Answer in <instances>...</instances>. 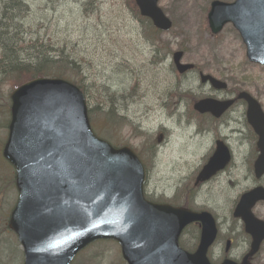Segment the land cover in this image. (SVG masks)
<instances>
[{
  "label": "rangeland",
  "instance_id": "obj_1",
  "mask_svg": "<svg viewBox=\"0 0 264 264\" xmlns=\"http://www.w3.org/2000/svg\"><path fill=\"white\" fill-rule=\"evenodd\" d=\"M212 1L214 0H161V7L169 11L168 16L178 25L168 34L158 35L153 32L148 22L138 17L133 9L132 0H26L30 6V12L24 20V33L30 39L29 42L37 46L36 50L39 52L65 51L69 59L76 62L77 66H67V70L72 69L71 75L68 76L71 79L68 80L79 86L84 85L90 100H103V124L102 119L98 118L96 125L99 137L103 139V125L107 121L105 111H109L114 118L121 115L125 119L114 121L113 130L110 129L112 134H107L106 138L114 144H120L123 141L129 145H137L135 144L137 142L150 141L159 125L166 123L167 113L162 114L157 111V104L160 102L159 92L162 89L161 83L167 85L168 81L172 80L171 85L174 87L178 80L175 79L176 74L171 68L170 61L166 60L162 64L152 65L155 46L160 47L163 42H169L173 52L187 49L185 61L193 64L197 61L199 48L220 46L227 52L236 54L235 65L237 67L242 65L240 59L242 57L245 59L244 48L231 29L228 28L216 41L207 36L208 24L205 23L206 29L202 30L205 15H208ZM221 1L232 2L234 0ZM32 37L39 41H31ZM56 68L59 69V67ZM248 73L252 78V84L264 87V82L253 81L256 76L264 77V73L260 74L259 70L253 67H249ZM9 80L0 81V183L4 180L6 186L11 184L14 178L11 166L2 156L10 117V94L15 85ZM182 85L185 90L196 88L194 80H187ZM109 102L115 104L113 109L108 108ZM174 123L172 126L174 138L171 147H146L144 152L143 147H132L141 155L151 172L148 187L150 193L161 191L160 184L167 182L173 176L177 178L163 185L165 188L170 186L166 192L171 193L177 185L181 184L176 183L173 186L171 182L178 181L180 176H187L191 173L185 172L187 166H179V161L186 159L184 157H188L196 166L200 163L199 154L194 153L198 147H191L194 138L193 131L178 125V121ZM182 123L185 125L186 121L183 120ZM120 126V131L116 132ZM134 126H138L137 129ZM136 136L141 137L134 140ZM180 142H184L185 145L175 147ZM239 148L235 147V150L238 152ZM249 148L251 153L252 147ZM154 151L156 158L153 160ZM246 154L245 152L238 153L236 162L246 164L248 162ZM210 157L211 154L201 159L199 169L208 162ZM234 171L233 167L213 181L216 183L202 186L198 190L204 194L194 197L190 202L198 204L199 207L217 210L216 215L222 222L223 234L226 235L229 230L234 232L232 257L240 260L247 252L249 242L242 231L240 222L232 217L230 204L234 205L232 201L238 199L239 192L258 183L246 166L241 174L243 182L238 184V179H236L235 185L231 186L232 194L229 199L223 194L216 193L217 189L228 186ZM194 181L195 176H190L184 182H186V190L193 189L192 192L196 195ZM208 186L212 194L204 198ZM3 189V187L0 188L2 198L0 214L4 207L5 210H10L16 198L13 190H7L6 194H3ZM186 190L183 189L181 192L186 195ZM4 198L7 201L6 206ZM255 214L264 219V206L258 208ZM0 217L2 218L1 215ZM194 236L193 233L187 232L183 239L188 250H194L193 247L196 244ZM112 246L103 249L101 243H96L89 247L85 254L102 251L95 256L96 259L101 260V264H119L118 248L115 245ZM82 253L78 255L80 257L77 264L82 263ZM221 255L222 250H214L213 257L216 262L220 261ZM0 264H24L22 247L17 237L8 232V229L0 238ZM256 264H264V246L256 259Z\"/></svg>",
  "mask_w": 264,
  "mask_h": 264
},
{
  "label": "water",
  "instance_id": "obj_2",
  "mask_svg": "<svg viewBox=\"0 0 264 264\" xmlns=\"http://www.w3.org/2000/svg\"><path fill=\"white\" fill-rule=\"evenodd\" d=\"M157 1L137 0V3L143 15L151 17L158 28L168 30L171 24L156 8ZM256 9L262 10V12H255ZM263 10L264 5H255L253 0H237L233 5L215 3L212 13L209 15L210 25L213 31L218 32L224 24L232 22L240 31L248 47L249 58L252 61L262 62L260 59H264ZM180 57L181 54H177L175 56L176 61ZM179 70L183 72L187 69L180 67ZM12 98L14 106L11 136L5 150V156L19 171L18 186L22 198L11 227L18 232L20 240L26 248V264H40L38 262L40 255L33 250L35 243L43 241L52 245L55 242L66 241V234L70 233L73 221L81 218L88 220L92 212L98 218L106 210L114 209L119 204L131 209L138 206L137 210H141V216L143 217L142 222L141 218L138 221V215L135 212L125 214L124 226H129V232L120 235L118 238L100 235L97 232L92 234L91 237H88V235L85 237L90 227L76 231L78 246L75 247L74 245L73 248L68 249L69 252L66 253L63 264H69L78 250L101 237H112L120 241L126 258L132 264H135L133 259L135 256L140 255L144 248L153 242L155 243L158 240L161 242L165 239L169 240V247L163 253L159 264H209L205 254L216 234L213 221L210 218L203 219L205 222L204 238L196 255L190 256L181 251L177 246L178 236L187 223L196 219L195 216L183 210L152 206L143 200L142 184L144 176L137 159L127 149L117 152L112 151L91 134L86 117L84 97L77 88L63 81L38 80L19 89ZM71 125H78V133L82 137L81 143L75 144L69 141L77 133H69L68 127ZM86 127L90 137L85 133ZM19 135L24 137V147H70L67 151L70 154L76 152V147H83L85 152L84 161L87 165L95 161L103 162V159L112 155V152L122 153V156L128 159L118 165L109 166L106 180L108 187L106 186L104 190L103 205L92 208L84 202L73 201L70 208L58 211L55 218H50L51 214L49 215V213H38L28 205L26 206L27 211L25 205H23L24 195L20 183V167H23L30 174L38 163L45 160V156L41 152L22 153L20 147H13V145H17L15 142ZM261 135L263 155L257 164V169L264 162V133H261ZM261 199H264L262 190H255L244 196L235 214L243 218L247 226V232L253 235L254 242L250 256L258 251L261 242L264 240V224L257 221L251 214V208ZM158 216L162 223L158 220ZM143 229L147 232H144ZM108 233L112 234L116 231H108ZM42 264H54V262ZM224 264L233 263L226 261ZM243 264H248L247 258Z\"/></svg>",
  "mask_w": 264,
  "mask_h": 264
},
{
  "label": "flooded vegetation",
  "instance_id": "obj_3",
  "mask_svg": "<svg viewBox=\"0 0 264 264\" xmlns=\"http://www.w3.org/2000/svg\"><path fill=\"white\" fill-rule=\"evenodd\" d=\"M209 51L210 53H205L202 50L199 53L198 76L211 75L226 83L227 87L218 89L210 81L199 80L194 101L192 98L189 100L183 90H173L169 91L170 95H167V98L161 102V108L170 111L175 117L194 119L197 136L201 141H207L209 147L216 149L221 145L234 152L232 147H245L253 143V131L247 118L250 105L246 99L240 98L243 92L251 94L252 86L247 81L236 79L232 55L225 54L220 48ZM173 92L178 94L176 100L172 95ZM254 98L259 101L264 110L263 98L261 96H254ZM206 100L229 104L227 108L225 106L215 108L213 102H206L195 110L197 103ZM161 131L164 133L159 134L158 142L167 146L170 132L165 127L161 128Z\"/></svg>",
  "mask_w": 264,
  "mask_h": 264
},
{
  "label": "trees",
  "instance_id": "obj_4",
  "mask_svg": "<svg viewBox=\"0 0 264 264\" xmlns=\"http://www.w3.org/2000/svg\"><path fill=\"white\" fill-rule=\"evenodd\" d=\"M26 14L24 0H2L0 2L1 78L16 80L20 73H28L27 78L31 76L34 78L47 73L48 67L64 61V59H58L46 52L34 54L26 60L23 59L20 47L27 44V39L20 32L13 34L12 30H14L13 25H18L16 21L18 16H25ZM19 24H24L23 20H19Z\"/></svg>",
  "mask_w": 264,
  "mask_h": 264
},
{
  "label": "bare ground",
  "instance_id": "obj_5",
  "mask_svg": "<svg viewBox=\"0 0 264 264\" xmlns=\"http://www.w3.org/2000/svg\"><path fill=\"white\" fill-rule=\"evenodd\" d=\"M188 164H190V165H191V164H193V163H192L191 161H189V162H188Z\"/></svg>",
  "mask_w": 264,
  "mask_h": 264
}]
</instances>
